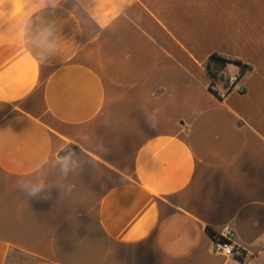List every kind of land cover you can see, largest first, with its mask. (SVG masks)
Here are the masks:
<instances>
[{
  "label": "crops",
  "instance_id": "1",
  "mask_svg": "<svg viewBox=\"0 0 264 264\" xmlns=\"http://www.w3.org/2000/svg\"><path fill=\"white\" fill-rule=\"evenodd\" d=\"M212 54L249 67L221 100ZM223 227L242 260L213 250ZM0 264H264V0H59L23 39L0 21Z\"/></svg>",
  "mask_w": 264,
  "mask_h": 264
},
{
  "label": "clouds",
  "instance_id": "2",
  "mask_svg": "<svg viewBox=\"0 0 264 264\" xmlns=\"http://www.w3.org/2000/svg\"><path fill=\"white\" fill-rule=\"evenodd\" d=\"M58 2L59 0H36V3L25 9V0H0V21L14 20L17 36L23 39L27 34L28 25L34 12L49 5L55 8ZM9 5L11 7H8ZM52 37L53 30L50 27L42 28L40 39L44 49L48 53H54L56 50V41ZM37 63L39 64L40 61L38 60ZM147 122L150 127H157L155 120L149 119ZM56 162L64 177H67L69 173H78V170L81 168V164L76 158V152L70 148L65 149V155L59 156ZM16 187L28 198L42 200L51 198V189L54 187L59 189L62 196H70L75 190V184H69L67 189H65L61 184L31 183L19 179L16 181Z\"/></svg>",
  "mask_w": 264,
  "mask_h": 264
},
{
  "label": "trees",
  "instance_id": "3",
  "mask_svg": "<svg viewBox=\"0 0 264 264\" xmlns=\"http://www.w3.org/2000/svg\"><path fill=\"white\" fill-rule=\"evenodd\" d=\"M233 66L237 69L236 79H241L248 71L249 67L238 60L229 59L217 54H212L205 63V70L209 76V91L219 100L227 95L233 88L234 84H229L227 67ZM221 85L222 93H220L216 86ZM208 234L212 237L213 232L207 230ZM238 260H242L239 258Z\"/></svg>",
  "mask_w": 264,
  "mask_h": 264
},
{
  "label": "built area",
  "instance_id": "4",
  "mask_svg": "<svg viewBox=\"0 0 264 264\" xmlns=\"http://www.w3.org/2000/svg\"><path fill=\"white\" fill-rule=\"evenodd\" d=\"M237 81L236 77L229 79V84H234ZM234 234L229 227H223L212 235L213 240V250L215 252L221 253L226 257L232 258H243L244 254L242 250L234 244L233 241Z\"/></svg>",
  "mask_w": 264,
  "mask_h": 264
}]
</instances>
